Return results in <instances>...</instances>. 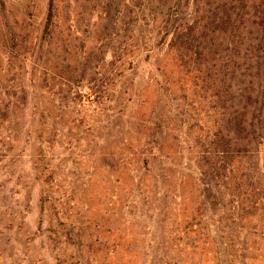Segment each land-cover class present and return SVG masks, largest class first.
I'll return each mask as SVG.
<instances>
[{"label": "rangeland", "instance_id": "374dc122", "mask_svg": "<svg viewBox=\"0 0 264 264\" xmlns=\"http://www.w3.org/2000/svg\"><path fill=\"white\" fill-rule=\"evenodd\" d=\"M47 2L0 0L1 107L19 84L33 89L0 122V264H264V137L249 150L247 138L232 140L237 170L224 202L213 208L200 194L204 183H221L199 173L202 162L216 164L213 155L199 164L204 135L224 132L237 86L251 78L227 70L223 98L210 108L223 46L192 58L168 52L151 20L143 25L139 0H54L48 35ZM159 6L178 16L173 1ZM243 50L229 67L245 65ZM162 63L167 76L156 70ZM92 90L97 101H84ZM158 113L154 145L146 135ZM158 147L167 158L151 165ZM183 228L196 238L180 239Z\"/></svg>", "mask_w": 264, "mask_h": 264}, {"label": "trees", "instance_id": "16d2710c", "mask_svg": "<svg viewBox=\"0 0 264 264\" xmlns=\"http://www.w3.org/2000/svg\"><path fill=\"white\" fill-rule=\"evenodd\" d=\"M139 1L142 5L143 25L147 26L151 20V36H156L158 39L156 41L157 45L161 47L165 46L168 52L176 53L177 51H182L186 53V56L192 58L193 55L197 54H209V51H212V47H216V51H218V48L223 46L222 51L226 57L225 59H221L220 63H217L219 59H215V79L212 82L215 83L216 91L211 95L214 99L211 101L213 105L210 108H215L214 103L220 102L223 98L222 91L219 88L229 80L227 78V70H230L232 75L237 74L236 76L240 80H243L245 77L251 78L249 81L250 87L240 88L237 86L239 95L236 97L235 103L229 105L231 111H225L224 113L223 124L227 127L224 132L220 127L219 132L215 134H211L210 132L204 135V140H210V143L207 149L200 151V162H198L200 164L203 158L213 155L216 158V164L214 167L205 169V165L202 162L199 173L202 176V180L208 174L212 180L215 177L221 183L215 185H211L208 182L204 183L200 194L207 192L210 199L215 203L212 205L214 208L230 196L227 187L231 179H233V172L237 170L235 164L233 165L228 161L232 157V152H230L232 140L233 144L235 142L241 144L244 142L243 138H247L245 150H249L253 146L256 148L260 144V137H264V0H171L176 3V9L173 11L178 16L171 14L169 9L166 10L165 7L159 6L162 0ZM54 9V0H48L46 22L43 29V33L48 35H51L54 27ZM156 11L159 14L155 15ZM189 13L191 16H188ZM32 46L35 48V43ZM39 46L40 44H38V48ZM146 46L143 49H147ZM155 47V44L152 47H148L146 58L151 56ZM243 49L248 53V57L244 60L246 62L245 65L240 67L232 63V68L229 67L227 63L228 58L240 53ZM136 50L134 49L128 55V68L135 69L140 61V54ZM40 58V56H36V61L40 60ZM166 67L167 63H162L156 70L161 69L160 73L167 76ZM167 82L169 80L165 81V83ZM158 83L159 88L162 82L158 81ZM243 84L244 81H241L239 86ZM227 86L224 92L229 90L228 82ZM97 91L86 92L81 97H85L84 101H89L90 103L96 102L99 97L96 93ZM80 92H76V95H80ZM32 93L33 89H30L29 86L24 83L19 84L15 88V91L8 95L11 99L3 107L0 105V122L3 120L9 122L10 113L14 112L13 109L19 108ZM70 102L72 103L73 101ZM229 102L231 101L225 99L223 107L228 108L226 104ZM161 120L162 114L158 113L154 115L153 121L148 122L150 127L146 139L149 142H153L154 145H157V141L155 140L158 137L156 129L160 127ZM240 134L247 135L246 137H238L237 139V136ZM249 135L251 136L250 138ZM196 138L198 139V136ZM144 151L141 150L139 154L144 155ZM153 151L151 147L148 154L153 153ZM156 151L158 153L153 154V157L150 158L151 165H153L155 158L158 156L167 158L162 147H158ZM141 160L143 163L149 161L145 157ZM158 170L160 172L161 169ZM196 229L199 231L198 237L205 238L204 228ZM172 232L176 235L177 233L175 232L179 231L172 230ZM181 232L184 236H180V239H183V237L188 240L193 237L196 238L197 232L192 229L185 230L183 228Z\"/></svg>", "mask_w": 264, "mask_h": 264}]
</instances>
